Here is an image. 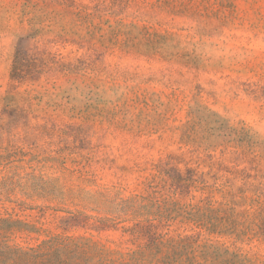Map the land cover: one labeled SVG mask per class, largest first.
Masks as SVG:
<instances>
[{
    "label": "rangeland",
    "instance_id": "obj_1",
    "mask_svg": "<svg viewBox=\"0 0 264 264\" xmlns=\"http://www.w3.org/2000/svg\"><path fill=\"white\" fill-rule=\"evenodd\" d=\"M158 165L264 190V0H0V241L118 242Z\"/></svg>",
    "mask_w": 264,
    "mask_h": 264
},
{
    "label": "trees",
    "instance_id": "obj_2",
    "mask_svg": "<svg viewBox=\"0 0 264 264\" xmlns=\"http://www.w3.org/2000/svg\"><path fill=\"white\" fill-rule=\"evenodd\" d=\"M157 167L152 179L158 178V184L149 181L148 193L142 196L147 202L132 204L131 224L121 226L118 242H103L93 235H55L36 246H21L2 239L0 264H248L251 259L240 248L214 245L209 238L203 241L201 235L204 231L234 242L264 236V190L236 175L230 178L193 168ZM237 180L242 183L237 184ZM192 191L200 193L195 203L175 198L177 193L188 195ZM89 219H93L90 228L97 233L118 229L107 216L85 215L82 225ZM175 221L191 223L197 231L169 234L164 229Z\"/></svg>",
    "mask_w": 264,
    "mask_h": 264
}]
</instances>
